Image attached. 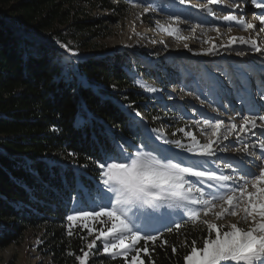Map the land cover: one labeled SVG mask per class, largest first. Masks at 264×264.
Instances as JSON below:
<instances>
[{
    "label": "trees",
    "instance_id": "16d2710c",
    "mask_svg": "<svg viewBox=\"0 0 264 264\" xmlns=\"http://www.w3.org/2000/svg\"><path fill=\"white\" fill-rule=\"evenodd\" d=\"M122 5L121 0H0V249L25 231L42 228L54 264H77L86 251L87 231L76 228L67 235L72 200L83 198L84 188L97 189V162L117 140L138 143L145 126L135 114L149 98L133 91L127 53L76 58L61 66L66 56L57 49L84 51L106 39L108 29L93 12L120 11ZM157 116L150 117L152 127ZM207 235L191 227L163 232L146 245L142 241L141 249L148 248L144 264H185L192 241L200 248ZM101 262L126 264L120 258Z\"/></svg>",
    "mask_w": 264,
    "mask_h": 264
},
{
    "label": "rangeland",
    "instance_id": "374dc122",
    "mask_svg": "<svg viewBox=\"0 0 264 264\" xmlns=\"http://www.w3.org/2000/svg\"><path fill=\"white\" fill-rule=\"evenodd\" d=\"M121 1L123 10L107 12L96 9L93 12V15L99 17L108 29L106 39L94 41L86 50L79 51L78 56H71L65 48L57 50H61L66 56L61 60V66H65L71 59L76 58L108 56L118 52L129 55L133 63L126 69L133 77L135 88L133 91L144 94L149 101L144 104L141 113L138 112L139 115L135 114V119L145 126L138 143L133 145L129 142H121L127 151L134 153L137 148L146 146L147 149H155V154L162 152L168 154L167 150L173 148L174 152L180 153L181 157H190L191 154L174 149L173 145L164 144L163 139H181L187 143V138L178 131L180 128H185L186 131H192L201 142H206V135L200 131L202 126L196 124L198 120L217 118L224 120L226 125H230L235 118L234 122L237 123V132H239V125L244 116L264 114V97L261 96V92H264V56L252 51L248 45L240 43L232 45L227 50L221 48L218 54H202L213 43L227 45L231 37L255 38L259 45H264V32H259L260 21L253 18L262 13L264 8H256L247 0H218V3L209 5L213 15L202 11L199 7L207 4L208 0H185L184 4H180L179 0ZM235 4H240V7H230ZM145 8L148 11H145ZM229 14L237 15L238 18L243 14L245 21L256 25V29L245 31L235 22L228 24L222 17ZM111 19L113 22L110 21ZM228 27H231V32L228 31ZM162 28H177L179 31L175 35H170L162 31ZM216 29H219V32ZM185 44L188 48L184 47ZM238 51H245L248 54L239 56L236 54ZM186 61L193 62L192 67H182ZM73 70L76 68L74 67ZM80 79L83 78L80 77ZM82 82L83 85L87 84L84 80ZM147 87H155L160 91L152 93L147 91ZM213 108H219L220 113L213 112ZM146 111L149 117L145 116ZM155 113L158 114L154 121L157 126L152 127L151 122ZM257 123L259 124L260 121L258 120ZM253 131L256 135L240 133L243 143L234 142L235 133L229 140L223 142L221 147L227 145L228 150L218 152L217 156L221 159L216 162L221 166L224 174H232L229 169L223 168V165L240 155L234 151L236 147L242 148L244 143L258 144L259 139H264V136L260 135L259 128ZM158 136L161 138H157ZM250 150L259 155L258 147ZM193 159L198 164L205 163L203 159ZM100 187L101 184L97 189ZM97 189L92 191L83 189V200L87 205L95 206L90 194L96 196ZM80 200L73 198L69 214H72L74 207H85V204L78 203ZM99 202L98 199L97 203ZM103 203H107V200L104 199ZM145 210L139 206L131 209L136 213H142ZM203 219L218 225H227L237 223L240 216H226L217 220L210 212L206 217L201 215V220ZM173 221L180 222V217L173 215L164 220L151 219L147 222L141 220L139 226L142 234L159 237L163 232H171L167 230V227H172V231H176ZM239 226L246 225L241 223ZM95 227L103 226L97 223ZM191 227L195 230H207L206 226L199 221L194 225L191 221L184 222L179 230ZM76 228H82L79 222L72 231ZM83 230L88 232L87 229ZM95 235L96 233L87 235L86 246L95 239ZM44 240L42 228L25 231L17 242L0 249V264H54L47 253L48 249H45ZM142 241L136 245L137 248L141 249ZM151 242L144 241V244ZM86 251L89 252L87 264L90 262L102 264L101 258H111L109 254L103 252L100 241H96L92 249L87 247ZM134 254V252L131 253L128 260L123 257L117 258L125 260L128 264L131 255ZM143 254L145 253L141 252V258Z\"/></svg>",
    "mask_w": 264,
    "mask_h": 264
},
{
    "label": "snow or ice",
    "instance_id": "6c2138e0",
    "mask_svg": "<svg viewBox=\"0 0 264 264\" xmlns=\"http://www.w3.org/2000/svg\"><path fill=\"white\" fill-rule=\"evenodd\" d=\"M247 2L254 4L256 8H264V0ZM179 3L184 4L185 0H179ZM216 3L218 0H208L207 4L199 7L202 11L214 15L209 5ZM230 7L239 8L240 4ZM145 11L148 9L145 8ZM253 18L260 21L259 32H264V12ZM222 19L228 24L235 22L245 31L256 29V25L245 21L243 14L239 18L229 14ZM161 30L170 35L179 31L177 28ZM216 31L219 32V29ZM228 31L231 32V27H228ZM236 43L248 45L252 51L264 56V45H259L255 38L242 37H231L227 45L213 43L202 54H218L221 48L227 50ZM63 47L71 56L79 55L78 52L68 49L67 45ZM184 47L188 48V45L185 44ZM236 54L245 56L248 53L238 51ZM147 91L155 93L160 90L147 87ZM261 96L264 97V92H261ZM212 111L220 113L219 108H213ZM234 120L235 118L230 125L217 118L196 121L198 126H202L200 131L206 135V142H201L192 131H186L185 128L178 131L187 138V143L181 139H163L164 144L173 145L174 149L191 154L186 158L174 152L173 148L167 150L168 154H155V149H147L144 146L132 153L117 140L112 151L105 152L103 162H97L101 187L97 189L96 196L90 194L95 206L87 205L81 198L78 203L85 204V207H74L72 214L66 216L67 235H73L72 229L79 222L83 229L88 230L89 235L96 233L95 239L87 245L89 249L96 245V241H100L103 252L111 258L123 257L128 260L129 255L134 252L128 264H144L140 254H147L148 248L140 249L136 245L141 240L146 243L155 242L158 237L142 234L139 226L141 220H164L176 215L180 217V222L173 221L176 230H179L184 222L191 221L194 225L199 221L206 226L208 233L203 239L202 247H196V241H192L190 252L184 257L185 264H264V139H259L258 144L244 143L242 148L234 149L240 155L223 165V168L229 169L232 174H224L216 162L221 159L217 153L228 150L227 145H221L229 140L233 133L236 134L234 142L237 144L243 143L240 133L256 135L253 130L259 128L260 135L264 136V114L244 116L239 125V132ZM257 147L260 149L258 156L250 150ZM213 157L216 159H212ZM253 157L255 159H251ZM193 158L203 159L205 163L198 164ZM104 199L107 203H103ZM135 206L146 210L142 213L132 212L131 209ZM214 209L220 210L213 211ZM210 212L217 220L226 216H240V220L227 225H218L207 219L201 220V215L206 217ZM97 223L103 227L96 228ZM241 223L246 226H239ZM167 230L173 229L167 227ZM81 251L83 255L76 259L79 264H87L89 252L83 249ZM175 251L173 247V252Z\"/></svg>",
    "mask_w": 264,
    "mask_h": 264
}]
</instances>
